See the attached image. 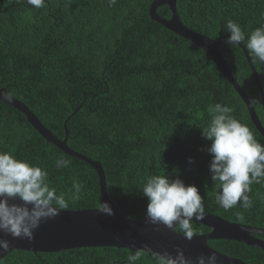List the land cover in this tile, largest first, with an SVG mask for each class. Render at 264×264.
Instances as JSON below:
<instances>
[{
    "label": "trees",
    "instance_id": "obj_1",
    "mask_svg": "<svg viewBox=\"0 0 264 264\" xmlns=\"http://www.w3.org/2000/svg\"><path fill=\"white\" fill-rule=\"evenodd\" d=\"M152 1L46 0L35 9L0 0V88L26 105L56 138L66 139L70 149L101 164L108 197L121 216L141 219L147 204L143 184L151 175H166L195 185L205 213L264 229V184L251 185L247 210L237 205L226 211L215 203L206 151L210 142L201 130L211 119L210 106L221 103L259 143L264 139L212 59L150 18ZM176 12L194 32L225 40L227 19L245 31L264 23V0H176ZM156 13L171 16L166 5ZM219 51L248 99L259 100L252 106L264 126L260 94L242 50L223 45ZM253 65L264 94V68ZM0 150L46 168L57 194L68 200L65 210L98 209L102 203L96 171L48 143L23 113L2 101ZM61 157L71 166L57 168ZM74 180L81 186L75 201L74 190L69 191ZM236 213L243 214V223ZM192 225L196 235L210 232ZM208 245L245 264H264L263 250L224 239ZM135 252L115 247L13 250L0 264H128ZM136 264H153V257L144 252Z\"/></svg>",
    "mask_w": 264,
    "mask_h": 264
},
{
    "label": "clouds",
    "instance_id": "obj_2",
    "mask_svg": "<svg viewBox=\"0 0 264 264\" xmlns=\"http://www.w3.org/2000/svg\"><path fill=\"white\" fill-rule=\"evenodd\" d=\"M18 3L39 9L46 0H17ZM115 3V0H110ZM264 16V13H262ZM227 38L225 44L239 47L243 44L253 64L264 68V23L251 31H245L232 19L223 26ZM3 100L11 101L10 96ZM259 102L249 98V103ZM233 109L221 103L210 106L211 119L201 130L202 137L210 142L206 151L211 155L209 171L217 189L215 203L224 210L237 205L247 210L252 201L248 196L251 185L264 184V144L255 138L250 128L232 115ZM189 163H192L189 158ZM57 168H68L71 161L63 157L55 162ZM74 190V191H72ZM81 186L73 181L71 199H79ZM141 193L147 204L145 217L149 224L179 231L187 240L196 235L193 218L203 220L205 207L198 188L185 185L179 178L169 179L166 175H151L142 186ZM19 200L21 203H9ZM68 207L65 194H57L49 180L46 168L27 160L16 158L11 151L0 150V232L11 237L33 240L34 230L42 221L54 219L61 210ZM97 211L112 215V209L105 202ZM239 222H244L242 213H236ZM9 241L0 239V251H7ZM148 251V250H146ZM144 255L137 251L128 256V264H136ZM153 264H218L215 252L200 254L193 260L186 257L180 248L175 256L164 251L152 253Z\"/></svg>",
    "mask_w": 264,
    "mask_h": 264
},
{
    "label": "water",
    "instance_id": "obj_3",
    "mask_svg": "<svg viewBox=\"0 0 264 264\" xmlns=\"http://www.w3.org/2000/svg\"><path fill=\"white\" fill-rule=\"evenodd\" d=\"M163 5L168 6L171 12V16L167 19L160 17L156 13V9ZM149 16L153 21L170 30L175 35L195 44L212 59L222 76L231 84L245 103L253 126L264 139V126L252 104L249 103L248 97L231 75L219 51L221 46L226 45V39L214 40L186 27L180 21L176 12V0H153L149 7ZM239 48L246 58L257 85L264 112V94L256 69L243 44H240ZM3 96L9 95L5 89L0 88V101L23 113L27 121L48 143L56 146L65 154L86 162L96 171L99 179L102 203L106 202L112 209L113 214H101L97 209H63L54 219L45 220L40 223L39 227L34 230L33 240L31 242L26 239H14L10 235L6 236L0 232V239H7L9 241L8 250L0 251V260L13 250L32 253H56L79 248L115 247L127 249L132 252L144 251L150 256L154 252L162 253L167 251L175 256V249L180 248L186 257H190L193 260L200 254L209 255L215 252L218 258V264H245L239 259L221 254L208 245V241L220 239L236 241L264 251V240L256 237V235L264 236V229L232 223L210 213H205L203 220H195L193 218V223L205 226L210 232L195 235L191 240H187L183 234L177 231H171L163 226L157 229V226L147 222L145 215L139 220H131L121 216L108 197L101 164L70 149L66 144V139L59 140L56 138L21 101L11 97V101L9 102L8 100H3ZM9 203L19 204L21 202L19 200H9Z\"/></svg>",
    "mask_w": 264,
    "mask_h": 264
}]
</instances>
